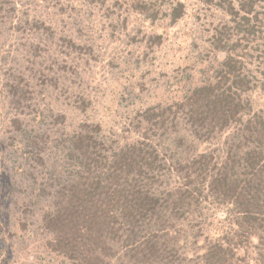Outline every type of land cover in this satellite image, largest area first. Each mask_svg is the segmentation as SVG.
Instances as JSON below:
<instances>
[{
    "label": "trees",
    "instance_id": "trees-1",
    "mask_svg": "<svg viewBox=\"0 0 264 264\" xmlns=\"http://www.w3.org/2000/svg\"><path fill=\"white\" fill-rule=\"evenodd\" d=\"M201 3L216 53L201 84L180 105L135 111L119 130L88 118L83 89L36 102L21 88L17 56L0 57V90L13 119L0 137L8 176L2 189L13 203L26 200L24 212L52 237L45 253L59 264H239L236 250L251 237L264 264V111L250 113L246 97L264 87V16L253 8L264 0ZM11 6L0 0V15ZM136 8L132 14L152 19L158 11ZM20 45L30 56L44 51ZM130 101L125 106L134 107ZM227 130L220 147L195 151L194 141ZM133 131L141 134L119 142ZM170 173L177 186L161 183ZM219 210L227 217L215 218ZM1 233L0 222V257L8 249ZM5 260L0 264H12Z\"/></svg>",
    "mask_w": 264,
    "mask_h": 264
},
{
    "label": "rangeland",
    "instance_id": "rangeland-1",
    "mask_svg": "<svg viewBox=\"0 0 264 264\" xmlns=\"http://www.w3.org/2000/svg\"><path fill=\"white\" fill-rule=\"evenodd\" d=\"M13 1V9L5 11L3 7V16L0 15V57L17 56L26 83L21 88L32 94L31 98L36 102H54L53 98L61 99L66 94L64 90L70 88L81 92L83 89L91 98L86 115L108 124L107 128L115 125L119 130L135 111L158 103L163 106L172 101L179 105L183 103L184 96L191 93L188 88L201 84V77L207 73L209 62L216 54L207 41L210 18H204L202 0ZM142 5L158 10L157 15L152 19L137 12L132 14L130 7ZM257 7V4L253 5L264 16V8ZM179 14L174 21L173 16ZM130 36H136V46L130 42ZM20 44L28 51L39 50L36 48L39 44L44 51L41 56H30ZM217 56L221 58L225 52L217 51ZM136 58L137 69L125 71L134 68ZM126 62L130 65L126 66ZM59 63L63 64L60 66ZM47 64L51 65L50 69ZM47 90L51 98L46 94ZM2 95L0 90V107L3 109L0 112V137L10 129L13 121L7 98ZM246 97L250 113L264 111V87L254 88ZM130 100L136 103L134 107L125 106ZM127 111L129 114L125 113ZM230 132L221 131L204 142L194 141L195 151L220 147ZM139 134L141 132L133 131L118 140L122 143ZM1 158L0 154L1 237L8 249L2 251L0 258L12 264H59L53 253H45L47 241L50 242L52 237L49 231L40 227L37 217L24 212L26 200L22 196L15 197L13 203L5 195L2 184L7 182V166ZM170 175L160 179L161 183L177 186V177L173 179L176 175ZM216 216L223 219L227 214L219 210ZM256 244L258 240L251 237L239 246L236 250L239 264H259Z\"/></svg>",
    "mask_w": 264,
    "mask_h": 264
}]
</instances>
